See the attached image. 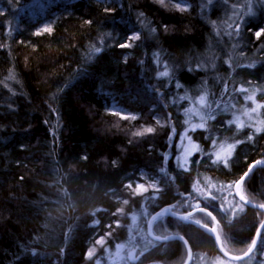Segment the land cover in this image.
I'll return each instance as SVG.
<instances>
[{
  "label": "trees",
  "instance_id": "1",
  "mask_svg": "<svg viewBox=\"0 0 264 264\" xmlns=\"http://www.w3.org/2000/svg\"><path fill=\"white\" fill-rule=\"evenodd\" d=\"M174 3L0 0V264H95L102 254L86 253L98 237L110 233L103 247L128 244L130 215L144 209L152 216L182 202V212L198 210L196 221L211 227L216 220L227 252L249 247L264 212L239 203L233 187L249 165L264 161V131L249 140V127L228 122L250 105L245 96L255 93L264 104V0H188L183 12ZM45 26L52 32L35 34ZM104 33H111L103 41L109 46L86 60ZM136 34V46L118 47ZM156 54L170 77L156 78ZM113 106L137 119L113 115ZM193 107L205 127L188 133L201 150L182 169L176 141L188 123L201 122L189 120ZM260 117L264 128V108ZM145 126L154 132L134 135ZM220 144L236 145L227 167L212 162ZM141 173L157 181L156 193L126 188ZM195 182L203 194L196 195ZM242 192L264 204V166L253 169ZM154 234L183 236L192 264L222 258L211 235L188 222L162 217ZM133 245L125 264L185 260L178 240L145 236ZM253 257L264 263V235Z\"/></svg>",
  "mask_w": 264,
  "mask_h": 264
},
{
  "label": "rangeland",
  "instance_id": "2",
  "mask_svg": "<svg viewBox=\"0 0 264 264\" xmlns=\"http://www.w3.org/2000/svg\"><path fill=\"white\" fill-rule=\"evenodd\" d=\"M251 3L252 2H250V1H247V3H246L245 10L246 11L249 10L247 12V14L251 12V10H250ZM247 103H250V105L248 106L246 104L242 108V110L237 115L234 116L233 120L236 117H239L240 120H242L245 123V125H246L245 127H249L251 129L249 131L248 136L249 135L253 136V134L255 133V131H254L255 127H257V126L263 127V120L260 117V109L258 110L257 113H252L250 110L253 107H255V104H253V102L251 100H247ZM117 108H119V107H115V106L111 107V112L115 111ZM192 109H194L198 113V115H192L191 118L195 119V117H198L200 119V116H199L200 112H198V108L196 109L195 107H193ZM245 113H247V115ZM189 115L190 114H188V117H189ZM249 117H251V119H249ZM193 123H196V122L188 123V127L182 133H180V135L176 141V145L178 148L177 164L182 169H187L189 167L190 158L196 152V151H193L191 156L187 157L188 163L186 166L182 167L181 165H182L183 160H184L185 152L192 150V144H190L189 140H188V137H191V136L188 133V131H190L189 129L191 127V124H193ZM145 127H147V126H145ZM143 128L136 129V131H134V132L141 131ZM191 141H192V143L196 144L192 140V138H191ZM218 148H216L214 150V153L218 150ZM214 159H215V155H214ZM221 161L224 162L223 160H221ZM140 177H141V180H139V181L137 180L133 183L126 184V188L128 190H130L132 194H136V195L144 194L145 192H148V191H153V193H156V191L160 189L156 180H149L147 175L144 173H141ZM193 188H194L196 195L203 194V192L205 190L197 182L194 183ZM230 206H229V208H230ZM194 207H196V205H194ZM173 209H171V210L175 213H182L183 209H185V208H183V202L175 205L173 207ZM186 209H188V207ZM119 213H121V209H120ZM119 213L117 214L116 218L119 217V215H120ZM162 217H164V216H160L152 222L151 231L153 234H154V232L156 233V231L158 230L160 220ZM150 218H151V216H147L144 209H142L139 214L130 215L128 218L129 219V224H128L129 228L127 231L129 234L128 244H125V243L117 244L113 248H109L107 246L103 247L106 238L110 235V233L107 232V233H105L104 236L98 237L93 242V244L89 247V249L86 253V259L93 257L96 253L99 252L102 255H101V257H99L95 260V264H125L126 260L131 261V257H132V255H134V249H135V246L133 245V240L135 238L142 239L143 237L147 236L146 235V226H147ZM121 224H122V222L118 220L113 224V227L115 228L116 226L121 225ZM142 224H144V228H143ZM90 251L92 254H91V256H88V253ZM243 251H244V249L239 250V251H234V253L239 254V253H242ZM184 258L186 259V255L184 256ZM255 260H256L255 257L250 258V259L248 258L247 261L245 260L246 261L245 264H254ZM202 264H207V263L203 262ZM212 264H240V263L232 262V261L225 260L222 258L221 259L216 258V259H214V262Z\"/></svg>",
  "mask_w": 264,
  "mask_h": 264
},
{
  "label": "snow or ice",
  "instance_id": "3",
  "mask_svg": "<svg viewBox=\"0 0 264 264\" xmlns=\"http://www.w3.org/2000/svg\"><path fill=\"white\" fill-rule=\"evenodd\" d=\"M157 2L159 4H161L162 6H167V4H172L173 3V0H157ZM182 5H185V7H182ZM188 5V0H175V3H174V7L177 11H186L187 10V6ZM143 14H141L142 16ZM88 23H90V21H86ZM141 23L143 24V21H141ZM237 28H239V25H237ZM165 30H167V26H165ZM156 28L155 27H152L149 29V32L150 34H155L156 33ZM52 32V28L50 26H45L43 28H41L38 32H36L35 34L36 35H41L43 33H51ZM256 36L259 37L261 35V32L260 31H257L256 33ZM111 33H104L102 36H101V43L99 46L97 45H92L89 52L86 54V57L85 59L86 60H91L92 57L97 54V53H100L102 51V49L104 47H108L109 45H106L104 44V37L105 36H110ZM140 39V35L139 34H136V35H131V36H128L127 37V40L123 43H120L118 45L119 48L121 49H128V48H132L135 45V42L137 40ZM129 55L130 54H125L123 56V60L125 63H127V60L129 58ZM154 62L156 63L157 65V72H156V78L159 79L161 77H170V68H169V65L166 64L164 61L161 60L159 54H156L154 56ZM141 64H143V60L140 61ZM248 67H251V65H249ZM177 87H180L179 84H177ZM237 91L239 92H248V89L247 88H244V87H241L239 88ZM180 99H185V97H180ZM245 100H251L253 102V104H255V107H253L250 111L252 113H257L258 110L260 108H264V104H260V103H257L256 100H255V93H252V95H248V96H245L244 97ZM207 100V97L202 95L199 97V100H198V103L201 105V106H204L205 105V102ZM127 110L124 109V108H117L115 111L112 112L113 115H118L120 116L121 119H130V120H136L137 119V116L136 115H123L122 113L126 112ZM186 114H190L189 115V120L191 119V116L192 115H198V113L192 109V108H189L186 110ZM247 115V113H245ZM209 119H213L214 116H211L209 115L208 117ZM249 119H251V117H249ZM200 120L201 122L200 123H193L191 124V127H190V131H196V129L198 128H204L205 127V120H204V117L201 116L200 117ZM159 123V121H157ZM189 121H186V123H188ZM229 124H233L235 123V126H236V129L237 130H240L242 128H244L246 125L245 123L240 120L239 117H236L234 120H231L228 122ZM254 131L255 133H260L261 131H264V128L262 127H255L254 128ZM154 132V128L153 127H144L141 131H137L134 133L135 136H142L146 133H152ZM210 137H205V139H209ZM248 139L249 140H252L253 139V136L252 135H249L248 136ZM188 140H189V143L192 144V150L191 151H186L185 154H184V160H183V163H182V167L186 166L187 163H188V160H187V157L191 156L192 152L193 151H200L201 149L199 148L198 145L192 143L191 141V137H188ZM212 143L213 145H216V140H212ZM236 143H240V141H237ZM236 147L235 144H220L219 145V148L218 150L214 153L215 155V159H213V163H218L220 162L221 160L224 161V164H225V167H227V164H228V158H230L232 156V153H233V150L234 148ZM258 164H264V161H256L255 164L253 165H249L248 167V170L245 171L239 178V180L235 181V194L239 196V198L245 202V204L247 205V199L245 197V195L243 194L242 192V185L244 184V182L246 181V179L249 177V175L252 173L255 165H258ZM260 208L261 209H264V204H261L260 205ZM262 230H264V221H262L260 223V225L257 227V232L256 234L253 236V239L249 245V251L247 253H245V256L247 255H250L254 249H256L257 247V244H258V241H260L261 239V236L264 235V233H262ZM91 251L88 253V256H91Z\"/></svg>",
  "mask_w": 264,
  "mask_h": 264
},
{
  "label": "water",
  "instance_id": "4",
  "mask_svg": "<svg viewBox=\"0 0 264 264\" xmlns=\"http://www.w3.org/2000/svg\"><path fill=\"white\" fill-rule=\"evenodd\" d=\"M255 164V162L253 163ZM251 164V165H253ZM257 166H264V164H258V165H255V167ZM254 167V168H255ZM235 185L233 187V192H234V196L236 197V199L241 203L243 204L244 206L246 207H249L251 209H254V210H258V211H262L264 212V209H261L260 208V205L259 204H255L253 202H250V201H247V205L245 204L244 201H242L238 195L235 194ZM197 210H193V211H190V212H187V213H182V214H179V213H175V212H172L170 211L169 209L165 210V211H158L156 213H154L147 226H146V235L147 237L152 240V241H155V242H168V241H172V240H178L180 242L183 243L184 247H185V250H186V260L184 262V264H191L192 262V257H193V254H192V251H191V248L188 244V242L185 240V238L181 235H170V236H167V237H157L155 236L152 231H151V224L152 222L160 217V216H165V217H172V218H176V219H179V220H182L184 222H188L194 226H196L197 228L201 229L202 231H204L205 233L211 235V237L213 238L214 240V244H215V248H216V251L224 258L228 259V260H231V261H235V262H239V261H242V260H245L246 258H248L250 255H247L245 256V253H247L249 251V247L248 249L240 254V255H232L230 253H228L221 245L220 243V239H219V235L217 233V229H216V221L213 220V225L212 227H208L206 225H203V224H200L198 223L197 221H195L194 219H192V215L196 212ZM264 221V220H263ZM257 232V231H256ZM256 234V233H255ZM147 264H157V263H147Z\"/></svg>",
  "mask_w": 264,
  "mask_h": 264
},
{
  "label": "flooded vegetation",
  "instance_id": "5",
  "mask_svg": "<svg viewBox=\"0 0 264 264\" xmlns=\"http://www.w3.org/2000/svg\"><path fill=\"white\" fill-rule=\"evenodd\" d=\"M195 213H196V212H195ZM195 213L193 214L194 216H195ZM194 216H193V217H194ZM213 262H214V261H213ZM146 264H147V263H146Z\"/></svg>",
  "mask_w": 264,
  "mask_h": 264
},
{
  "label": "bare ground",
  "instance_id": "6",
  "mask_svg": "<svg viewBox=\"0 0 264 264\" xmlns=\"http://www.w3.org/2000/svg\"><path fill=\"white\" fill-rule=\"evenodd\" d=\"M182 6H184V5H182Z\"/></svg>",
  "mask_w": 264,
  "mask_h": 264
}]
</instances>
